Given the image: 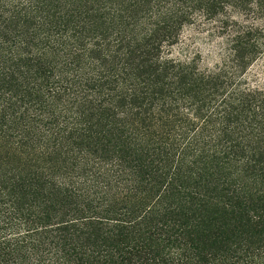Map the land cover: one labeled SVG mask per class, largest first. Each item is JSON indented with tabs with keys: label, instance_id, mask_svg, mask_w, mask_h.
Listing matches in <instances>:
<instances>
[{
	"label": "trees",
	"instance_id": "1",
	"mask_svg": "<svg viewBox=\"0 0 264 264\" xmlns=\"http://www.w3.org/2000/svg\"><path fill=\"white\" fill-rule=\"evenodd\" d=\"M263 53L264 0H0V264H264Z\"/></svg>",
	"mask_w": 264,
	"mask_h": 264
},
{
	"label": "rangeland",
	"instance_id": "2",
	"mask_svg": "<svg viewBox=\"0 0 264 264\" xmlns=\"http://www.w3.org/2000/svg\"><path fill=\"white\" fill-rule=\"evenodd\" d=\"M209 42L198 26H189L184 29L179 42L170 48L169 55L184 59L198 53L202 66H212L218 56ZM244 77L249 86H264V53L248 68Z\"/></svg>",
	"mask_w": 264,
	"mask_h": 264
}]
</instances>
